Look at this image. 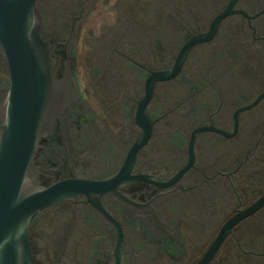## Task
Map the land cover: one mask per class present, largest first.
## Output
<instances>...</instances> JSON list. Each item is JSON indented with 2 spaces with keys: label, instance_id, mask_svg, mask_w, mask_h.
<instances>
[{
  "label": "flooded vegetation",
  "instance_id": "af4514ba",
  "mask_svg": "<svg viewBox=\"0 0 264 264\" xmlns=\"http://www.w3.org/2000/svg\"><path fill=\"white\" fill-rule=\"evenodd\" d=\"M53 59L33 264H264V0H35ZM12 84L0 46V140ZM219 247L204 261L225 224Z\"/></svg>",
  "mask_w": 264,
  "mask_h": 264
},
{
  "label": "water",
  "instance_id": "95a60500",
  "mask_svg": "<svg viewBox=\"0 0 264 264\" xmlns=\"http://www.w3.org/2000/svg\"><path fill=\"white\" fill-rule=\"evenodd\" d=\"M0 46L12 79L0 140V264H33L28 238L31 215L75 191L68 181L34 190L27 187L37 137L49 115L53 83V59L40 35L35 0H0ZM263 202L264 197L246 213ZM234 222L223 226L204 261Z\"/></svg>",
  "mask_w": 264,
  "mask_h": 264
}]
</instances>
